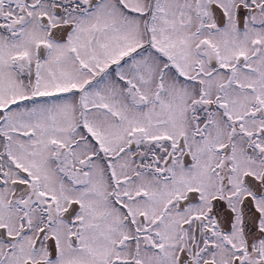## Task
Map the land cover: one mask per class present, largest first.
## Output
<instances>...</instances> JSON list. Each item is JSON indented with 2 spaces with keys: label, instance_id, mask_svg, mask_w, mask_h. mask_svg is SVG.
Listing matches in <instances>:
<instances>
[{
  "label": "snow or ice",
  "instance_id": "1",
  "mask_svg": "<svg viewBox=\"0 0 264 264\" xmlns=\"http://www.w3.org/2000/svg\"><path fill=\"white\" fill-rule=\"evenodd\" d=\"M0 264H264V0H0Z\"/></svg>",
  "mask_w": 264,
  "mask_h": 264
}]
</instances>
